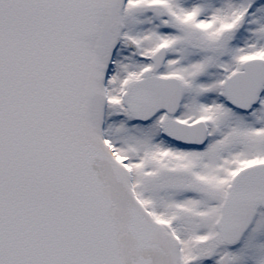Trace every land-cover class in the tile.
Wrapping results in <instances>:
<instances>
[{
	"label": "snow or ice",
	"instance_id": "snow-or-ice-1",
	"mask_svg": "<svg viewBox=\"0 0 264 264\" xmlns=\"http://www.w3.org/2000/svg\"><path fill=\"white\" fill-rule=\"evenodd\" d=\"M0 264H264V0H0Z\"/></svg>",
	"mask_w": 264,
	"mask_h": 264
}]
</instances>
